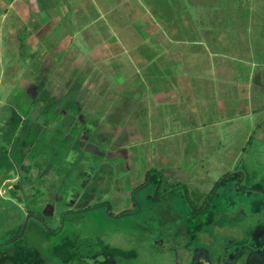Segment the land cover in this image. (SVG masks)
Returning a JSON list of instances; mask_svg holds the SVG:
<instances>
[{
  "label": "rangeland",
  "instance_id": "374dc122",
  "mask_svg": "<svg viewBox=\"0 0 264 264\" xmlns=\"http://www.w3.org/2000/svg\"><path fill=\"white\" fill-rule=\"evenodd\" d=\"M30 1H23L29 8L21 15L33 14L36 0ZM165 1L175 19L189 14L196 22L195 3ZM204 1L218 2L230 37L234 25L264 19V0ZM4 12L0 8V247L11 249L18 237L38 249L43 264H264V192L238 188L258 183L264 189V54L237 58L232 49L221 51L237 68L232 94L207 91L211 108L202 116L198 110L185 116L168 103L152 109L147 99L125 109L116 101L127 97L134 105L138 94L108 85L102 63L57 59L59 39L45 35L46 43H29L27 20L13 7ZM82 20L61 45L86 54L83 34L103 19ZM101 32L113 37L106 27ZM151 88L143 93L151 95ZM223 98L229 103L221 108ZM104 100L112 106L103 108ZM125 110H139L136 122ZM148 169L161 172L159 182L146 179ZM226 172H240L239 180L217 186L213 222L190 235L187 196L201 203ZM164 187L170 188L160 194ZM66 238L79 252L69 261L51 251ZM107 247L135 255L112 256Z\"/></svg>",
  "mask_w": 264,
  "mask_h": 264
},
{
  "label": "crops",
  "instance_id": "0c3cea01",
  "mask_svg": "<svg viewBox=\"0 0 264 264\" xmlns=\"http://www.w3.org/2000/svg\"><path fill=\"white\" fill-rule=\"evenodd\" d=\"M23 1L15 5L18 0H0V8L6 12L7 8L13 7L17 18L27 20L26 40L29 37V43L31 40L34 43L33 39L37 43H46L43 37L50 35L55 40L59 39L53 49L57 59L86 60L90 66L95 63L105 66L112 62V67L101 68L102 75L108 78L107 84H118L119 91L138 94L134 105L127 97L116 101L125 109L139 108L138 102L147 99L152 100V109L168 103L175 110L183 111L185 116L197 110V114L202 116L205 109L211 108L204 100L207 91L220 97L229 91L232 94L229 84L237 75V68L224 59L222 52L232 49L237 58H250L251 52L258 56L264 54V46H255V43L264 44L261 41L264 39V19L253 21L251 25L249 22L248 26L234 25L230 37L224 27L221 28L225 22L224 15L216 1L206 4L203 0H190L199 10L195 23L189 14L188 17L182 16L181 20L171 16L167 12L170 2L165 0H116L117 5L113 0H36V5L30 8L33 14L29 16L26 15L29 7L26 8ZM26 1L31 4L30 0ZM22 12L26 14L21 15ZM82 19L89 24L103 19L102 23L93 25L83 34L88 45L86 54L61 45L67 30L82 25ZM105 27L112 38L107 39L102 34L101 29ZM124 63L130 64L131 68L124 69ZM148 85L152 86L151 95L146 96L143 92ZM104 101L103 108L112 106ZM225 102L229 103V99L221 100V108L226 106ZM177 111H173L175 117L180 114ZM123 114H128L127 119L136 122L135 116L140 112L135 110L131 115L125 110ZM127 119L125 124L129 121Z\"/></svg>",
  "mask_w": 264,
  "mask_h": 264
},
{
  "label": "trees",
  "instance_id": "16d2710c",
  "mask_svg": "<svg viewBox=\"0 0 264 264\" xmlns=\"http://www.w3.org/2000/svg\"><path fill=\"white\" fill-rule=\"evenodd\" d=\"M146 179L147 176H150V178L154 182H159L158 178H161V172L154 171L153 169L146 170ZM240 172L239 173H233L228 174L227 172L223 174L219 179H221V182L218 183L216 181V184L212 186L205 197L203 198L202 202L195 205L191 199L187 196V202L189 207V214L185 218L187 231L190 232V235H194L196 232H199L204 226L209 225L214 220V197L217 195L216 188L218 185L222 184L227 179H236L239 180ZM144 182H142L140 185H142ZM160 184L158 185L159 188ZM175 187V186H174ZM178 187V186H176ZM157 188V189H158ZM170 187H164L160 194L167 191ZM238 188L244 189L247 192L251 190H258L263 191L264 189L260 186L258 183L252 184L250 187H243L241 186V183H239ZM135 189V188H134ZM133 189V190H134ZM173 189V188H172ZM187 191V189L185 188ZM211 199L209 200L208 204L205 208L203 206L209 199L210 195ZM123 212H120L122 214ZM19 238H15L14 240L10 241L9 243L13 246L11 249L0 247V264H43L44 260L42 256L40 255V252L35 247L25 246L22 244H19ZM76 244L73 241V239L66 238V240L60 244H54L51 247L52 253L59 257L63 261H69L70 259L76 257V255L79 254L77 252V248L75 247ZM106 253H109L112 256H120V257H133L135 255V251L132 249H122L119 247H107Z\"/></svg>",
  "mask_w": 264,
  "mask_h": 264
},
{
  "label": "water",
  "instance_id": "95a60500",
  "mask_svg": "<svg viewBox=\"0 0 264 264\" xmlns=\"http://www.w3.org/2000/svg\"><path fill=\"white\" fill-rule=\"evenodd\" d=\"M211 196H212V194L210 195L209 199L207 200V202L205 203V205L203 206V208L206 207V205L208 204L209 200L211 199ZM13 240H14V239H13Z\"/></svg>",
  "mask_w": 264,
  "mask_h": 264
},
{
  "label": "flooded vegetation",
  "instance_id": "af4514ba",
  "mask_svg": "<svg viewBox=\"0 0 264 264\" xmlns=\"http://www.w3.org/2000/svg\"><path fill=\"white\" fill-rule=\"evenodd\" d=\"M89 146H91L93 149H95V148H96V146H94V145H90V144H89Z\"/></svg>",
  "mask_w": 264,
  "mask_h": 264
}]
</instances>
